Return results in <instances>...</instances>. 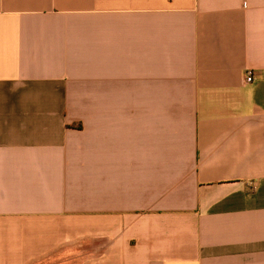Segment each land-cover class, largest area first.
Listing matches in <instances>:
<instances>
[{
    "label": "crops",
    "instance_id": "obj_1",
    "mask_svg": "<svg viewBox=\"0 0 264 264\" xmlns=\"http://www.w3.org/2000/svg\"><path fill=\"white\" fill-rule=\"evenodd\" d=\"M0 264H264V0H0Z\"/></svg>",
    "mask_w": 264,
    "mask_h": 264
},
{
    "label": "built area",
    "instance_id": "obj_2",
    "mask_svg": "<svg viewBox=\"0 0 264 264\" xmlns=\"http://www.w3.org/2000/svg\"><path fill=\"white\" fill-rule=\"evenodd\" d=\"M251 80H252V75H251L250 72H247V73L245 74L244 82H245V83H250Z\"/></svg>",
    "mask_w": 264,
    "mask_h": 264
}]
</instances>
